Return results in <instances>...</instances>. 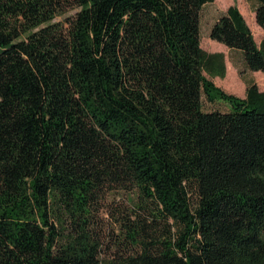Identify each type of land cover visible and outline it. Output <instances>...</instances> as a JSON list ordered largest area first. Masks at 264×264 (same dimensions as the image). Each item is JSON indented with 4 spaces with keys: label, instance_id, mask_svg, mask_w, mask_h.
Returning <instances> with one entry per match:
<instances>
[{
    "label": "trees",
    "instance_id": "trees-1",
    "mask_svg": "<svg viewBox=\"0 0 264 264\" xmlns=\"http://www.w3.org/2000/svg\"><path fill=\"white\" fill-rule=\"evenodd\" d=\"M213 2L0 0V264H264V92L211 80ZM209 37L264 74L236 5Z\"/></svg>",
    "mask_w": 264,
    "mask_h": 264
},
{
    "label": "rangeland",
    "instance_id": "rangeland-1",
    "mask_svg": "<svg viewBox=\"0 0 264 264\" xmlns=\"http://www.w3.org/2000/svg\"><path fill=\"white\" fill-rule=\"evenodd\" d=\"M232 0H214L213 3L206 4L200 11V46L208 53H221L224 58L225 74L224 77L211 78L213 83L224 92L243 98L247 83L254 82L260 91L264 92V74L262 72H251L245 69L240 53L229 51L224 45L210 39L209 31L218 17L223 14ZM234 5L244 17L250 28L257 45L264 38L263 31L255 23L254 8L255 0H235ZM204 111H226L227 105L223 102L208 103L202 99ZM103 217H107L103 214Z\"/></svg>",
    "mask_w": 264,
    "mask_h": 264
},
{
    "label": "crops",
    "instance_id": "crops-1",
    "mask_svg": "<svg viewBox=\"0 0 264 264\" xmlns=\"http://www.w3.org/2000/svg\"><path fill=\"white\" fill-rule=\"evenodd\" d=\"M230 4V6H232V5H234V1L232 0L231 2H229L228 4H227V6ZM247 84H249V83H247ZM246 89V88H245Z\"/></svg>",
    "mask_w": 264,
    "mask_h": 264
},
{
    "label": "bare ground",
    "instance_id": "bare-ground-1",
    "mask_svg": "<svg viewBox=\"0 0 264 264\" xmlns=\"http://www.w3.org/2000/svg\"><path fill=\"white\" fill-rule=\"evenodd\" d=\"M217 1V0H216Z\"/></svg>",
    "mask_w": 264,
    "mask_h": 264
}]
</instances>
